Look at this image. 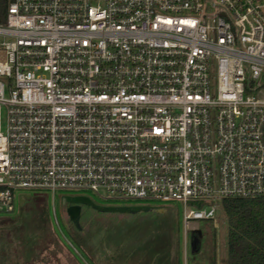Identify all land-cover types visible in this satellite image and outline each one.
<instances>
[{"label":"built area","instance_id":"2783aa9c","mask_svg":"<svg viewBox=\"0 0 264 264\" xmlns=\"http://www.w3.org/2000/svg\"><path fill=\"white\" fill-rule=\"evenodd\" d=\"M0 35V216L104 188L187 226L264 193V0H9Z\"/></svg>","mask_w":264,"mask_h":264},{"label":"trees","instance_id":"16d2710c","mask_svg":"<svg viewBox=\"0 0 264 264\" xmlns=\"http://www.w3.org/2000/svg\"><path fill=\"white\" fill-rule=\"evenodd\" d=\"M8 3L0 0V23L6 21ZM190 204L201 207L204 203ZM220 204L228 221L227 264H264V193L254 198H225ZM44 206L27 208L21 221L15 222L18 244L14 251L0 232V264H29L39 259L47 247L48 232L54 230ZM176 213L154 209L132 218L91 222L82 240L71 237L90 264H181Z\"/></svg>","mask_w":264,"mask_h":264},{"label":"rangeland","instance_id":"374dc122","mask_svg":"<svg viewBox=\"0 0 264 264\" xmlns=\"http://www.w3.org/2000/svg\"><path fill=\"white\" fill-rule=\"evenodd\" d=\"M2 36L0 35V40ZM3 129H5L6 113L2 114ZM29 193V192H25ZM65 193H77L74 191H58L55 193L54 202L52 194L49 192H36L22 197L17 204L15 211L0 216V232L9 245V249H17L18 239L16 228H13L23 218V211L27 208L34 209L43 207L50 215L52 206L55 205L57 216L63 231L72 239L71 235L84 238V231L89 224L102 222L109 219L120 220L122 218H132L133 214L148 212L156 209L160 213L168 214L170 210H175L178 215L177 230L180 238V260L181 264H227L228 254V221L221 204L218 205L214 219L192 221L189 225L184 223V204L181 202L162 203L159 201L147 200H124L117 198L104 188H99L98 192H80L92 199L91 202L73 201L72 195ZM45 207V206H44ZM73 208L79 211L78 220H72L68 209ZM171 208V209H169ZM51 219V215H50ZM51 223H53L51 221ZM53 225V224H52ZM18 227V226H17ZM53 231L48 232L46 249L37 260H31L29 264H87L79 258L69 247L66 240L61 236L56 226ZM199 238V248L195 250L192 239ZM73 240V239H72ZM7 245V248H8ZM85 262V263H84Z\"/></svg>","mask_w":264,"mask_h":264},{"label":"water","instance_id":"95a60500","mask_svg":"<svg viewBox=\"0 0 264 264\" xmlns=\"http://www.w3.org/2000/svg\"><path fill=\"white\" fill-rule=\"evenodd\" d=\"M72 200L73 201H86V202H91L92 203V199L89 197V196H84V195H77V196H74L72 197ZM68 213L71 217L72 220H78V215H79V211L77 212V210L73 209V208H69L68 209ZM199 238H196V239H192V245H193V248L195 250H198L199 248Z\"/></svg>","mask_w":264,"mask_h":264}]
</instances>
